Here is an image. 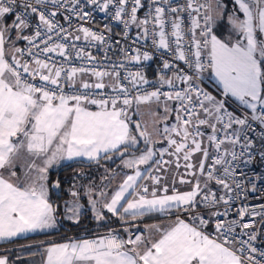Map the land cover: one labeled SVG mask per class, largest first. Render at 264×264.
<instances>
[{
    "label": "snow or ice",
    "instance_id": "snow-or-ice-1",
    "mask_svg": "<svg viewBox=\"0 0 264 264\" xmlns=\"http://www.w3.org/2000/svg\"><path fill=\"white\" fill-rule=\"evenodd\" d=\"M88 6L111 12L125 39L135 26L133 43L150 39L153 49L172 57L162 59L156 83L126 67L152 59L140 47H121L122 58L110 70L100 67L85 48L104 44L107 52L110 25L71 24L73 17L92 18ZM225 22L228 33L220 36ZM81 39L86 46H77ZM19 41L26 46L17 47ZM206 72L215 94L202 86ZM253 122L261 127L259 149L249 135ZM21 152L32 158L23 177L15 170ZM117 156L131 172L111 193L87 186L94 218L105 220L106 210L122 224L153 213L168 222L139 233L126 227L127 238L109 229L94 239L51 243L44 264H264V249L255 244L261 233L254 230L255 217L264 225V204L242 205L236 218H221L230 216L233 200L246 199L258 191L257 180L264 182V174L239 171L264 161V0H233L230 11L226 0H0V240L55 226L48 187L54 164ZM173 166L170 190L163 181ZM177 177L188 190L176 187ZM51 186L59 188L60 180ZM70 195L67 218L78 223L83 205L75 185ZM0 264H9L8 257L0 256Z\"/></svg>",
    "mask_w": 264,
    "mask_h": 264
},
{
    "label": "built area",
    "instance_id": "built-area-1",
    "mask_svg": "<svg viewBox=\"0 0 264 264\" xmlns=\"http://www.w3.org/2000/svg\"><path fill=\"white\" fill-rule=\"evenodd\" d=\"M83 2V0H82ZM180 3H183L184 0H179ZM203 3L204 0H201ZM146 4V0H145ZM86 10L92 12V18L88 20L87 22H82L79 21L76 17L72 18L71 24L72 28L75 29L78 24L84 23V26L90 27L93 30H103L105 24H109L111 27V32H105V36L109 37L107 43L111 44L112 47L107 50L106 52V46L104 44H97L95 47L88 46L85 48L86 51H90L93 56L97 57V60L102 62L100 64V67H104V65H109V70H110V65L112 62L118 61L122 58V54L120 53L119 49L121 47L127 48L131 46L132 48L140 47L141 51H150L152 53V59L149 61H144L140 65H137L135 63L133 64H128L126 65L127 69L130 71H136V70H142L145 74L147 79L152 82L156 83L159 75V69L161 68L162 65V59H172L171 56L165 54H162L161 51H156L153 49L151 45V40H139L136 41V43H133L134 39L136 38V34L138 29L133 26L130 30H128V36L127 39L124 38V32L126 31L123 27L122 24L112 21L110 19L111 12L108 14H105L103 12H100L98 9H93L92 6H88ZM147 10V7L142 9L138 15L141 17L144 15V12ZM57 19L65 24V27H68V24L63 20V16L61 14H58ZM187 23V21H186ZM119 41V44L116 42ZM78 47H84L87 45L86 41H83L82 39L80 41H75ZM26 42L23 41V43L19 47H25ZM105 55L109 57L110 59H105ZM59 59V58H57ZM76 66L80 65V61L77 60ZM180 67H185L184 63L182 61L179 62ZM167 75H171V72H167ZM121 75H124V71L121 70ZM203 87L206 88L208 91L213 92L215 94V89L213 87V83L211 80V74L210 72H206L203 76ZM149 87V86H146ZM149 90H152L151 87H149ZM164 91L169 90L167 86L163 89ZM261 132V127L258 126V122H253L252 123V131L249 132L250 137L254 138L256 141L255 147L259 149L260 147V142H261V136L259 133ZM239 147H237V151H239ZM240 172H243L246 176L248 177H254L256 175H262L264 174V161H260L259 159H256L253 163L247 164V165H241ZM257 187L258 191L257 192H248L247 198H241L237 200L232 201V210L230 213V216L227 218L221 217L222 219H232L236 218V209L239 208L242 205H248L249 207H255L260 204H264V182L257 180ZM215 186V185H214ZM221 211H223V206H221ZM176 213H172L170 218L175 219ZM169 219L163 214H157L155 216H152L151 219ZM182 218H186V216H182ZM250 217L246 216L245 221H247ZM150 220L146 216L143 218H138L136 221H133L129 224H122L121 222L118 223H112L110 225H104L99 228H88V229H83L80 231H75V232H70L67 237H90L92 239L96 238V235L99 233H102V236L107 233L109 229H116L118 230L119 234L125 238H127L128 233L124 232V228H129L130 232L132 233H139V232H144L142 228V224ZM256 221V227L254 230L258 229V225L261 222V217L257 216L255 217ZM207 232L213 233L214 232V225L209 224L206 229ZM259 232L261 235H259L258 240L255 242L256 246L258 248L264 249V225H260L259 227ZM88 234H92L91 236H87ZM245 239L247 237H244Z\"/></svg>",
    "mask_w": 264,
    "mask_h": 264
},
{
    "label": "crops",
    "instance_id": "crops-1",
    "mask_svg": "<svg viewBox=\"0 0 264 264\" xmlns=\"http://www.w3.org/2000/svg\"><path fill=\"white\" fill-rule=\"evenodd\" d=\"M231 10V9H230ZM227 24V23H226ZM228 30H229V27L225 24H221V28H219L217 30V34L220 35V36H223V35H226L228 33ZM15 36V33H13V37ZM23 43V41H19L17 42L16 46L19 47L21 44ZM211 80H212V83L214 84V78L211 77ZM131 114V113H130ZM134 129V127H133ZM199 154H197L193 160L195 161L199 156ZM31 159L27 153L25 152H21L20 154V157L17 161V167H16V171H17V174L18 176H21L23 177V174H24V171L27 169V164L31 162ZM121 159V158H120ZM165 159V158H164ZM101 160V159H100ZM119 160V159H118ZM84 162V163H91V162H94V161H89L87 158H77V159H74V160H62L60 161L59 163L57 164H54L52 167L49 168V171H48V187H49V198L51 196V192H50V186H49V173L50 171L52 170H55L57 168H61L65 165H68V164H73L74 162ZM114 161H117V160H114ZM108 162V161H107ZM36 163L37 164H40L42 166V160L40 159H37L36 160ZM98 165V164H97ZM79 166H82V165H79ZM89 165H85L83 167H88ZM82 167V168H83ZM121 167L119 166V164H115V165H112L111 166V170L113 172L112 176H113V179L115 180V183L114 185L112 186V189L114 190L115 187L119 184V182L123 179V174L124 173H129L131 172V170H128V169H123L122 170V173L119 172V169ZM80 169V168H78ZM174 167L171 168L169 172L165 173L164 175L166 176V179L163 181L165 183H167L169 185V188L171 190L172 188V178H173V175L176 173H173L172 170L174 171ZM74 171V170H73ZM181 173H183V171L180 169L179 170ZM80 175V171L78 172H70L66 175V178L63 180V184L64 185V188L66 187L67 188V192H65V196L64 197H67V200L69 199L70 197V193L68 191V189H70L71 185H72V182L73 180L78 176ZM55 179V178H54ZM178 177H177V184H176V187L180 190V191H186L189 189V186L188 185H182V184H179L178 182ZM54 181V180H53ZM53 183V182H52ZM63 187V186H62ZM213 187H215L213 185ZM61 188V187H60ZM149 188L151 190V185H149ZM111 189V188H110ZM64 190V189H63ZM58 198L60 197L57 196ZM51 201V200H50ZM62 209V207H61ZM105 214H110L108 213L106 210H105ZM155 214H159V213H153L151 215H147L146 217L149 218L150 220H148L147 222H145L144 224H142V228L143 230L145 231V225H149V224H163V223H167L168 222V219H160V218H157V219H151L152 216H154ZM62 215V214H61ZM111 215V214H110ZM91 216V215H90ZM92 217V216H91ZM63 218V217H62ZM93 218V217H92ZM96 223H101L102 224H105L106 223V217H105V220L103 221H97L95 218H93ZM64 220V219H63ZM174 220V219H173ZM67 222H70V223H74L75 221H72V220H65ZM59 225L60 228H62L61 224L58 222L57 218H56V224L54 227L52 228H49V229H45L43 231H38V232H34V233H24V234H21L17 237H13L11 239H8V240H0V256H7V251L13 249V248H16V247H24V245H28V243H25V244H19V245H15V244H7V245H2V244H5L6 242H11L12 240H15V239H18V238H22L24 236H28V235H33V234H36V233H54V232H60L61 229H55L56 226ZM61 233V236H62V231L60 232ZM70 232H67V235L69 234ZM98 236H102V233H99L98 235H96V237ZM51 240L49 241V243L43 245L41 248H40V251L35 254V255H31V256H28L27 258L29 259V263L30 264H44V259H45V253H44V249L51 243H64V242H68V241H71V240H80V239H92L90 237H67L64 235L63 238L61 239H55V240H52L53 238H50ZM9 260V259H8ZM10 264V262H9Z\"/></svg>",
    "mask_w": 264,
    "mask_h": 264
},
{
    "label": "trees",
    "instance_id": "trees-1",
    "mask_svg": "<svg viewBox=\"0 0 264 264\" xmlns=\"http://www.w3.org/2000/svg\"><path fill=\"white\" fill-rule=\"evenodd\" d=\"M227 5H228V9L230 11L231 7L228 3H227ZM221 24L227 25L226 22L221 23ZM221 24H220L219 28H221ZM140 148L143 149L142 147H140ZM83 166H85V165L79 166V165H75L73 163L69 168L60 172V174L58 176V179L60 180V187H61L59 198L57 197L58 193H56L51 186L54 178L56 177V174H57L59 168L52 170L49 173V186H50V192H51L50 200L54 204V206H57L56 218H57L58 222L62 226H64V228H66L68 232H75V231H80V230L88 229V228H99V227H102L104 225H110L112 223L121 222L118 218H116L110 214H105L106 223L101 225V223H96V221L90 216V214H88L86 212L82 213L80 215L78 223L77 222L70 223V222L63 220L62 215H61L62 209H61V205H60V199L66 195L64 190H63L64 187H62L63 186L62 185L63 180L66 178V175L68 173H70L74 169H77V168L83 167ZM89 166H91V164ZM155 215H157V214H155ZM60 232L36 233L33 235H28V236H24L22 238L12 240L11 242H6L5 244H2V245H7V244L19 245V244L28 243L27 248H25L26 245H24V247H16V248H13V249L7 251V253H8L7 257L9 259L10 264H30L28 262L29 259L27 257L37 254L43 245L49 243V241L51 240L50 238H53L52 240L63 238L64 236H61ZM91 235L92 234H88L87 236H91ZM65 236H67V235H65ZM84 237H86V236H84Z\"/></svg>",
    "mask_w": 264,
    "mask_h": 264
},
{
    "label": "rangeland",
    "instance_id": "rangeland-1",
    "mask_svg": "<svg viewBox=\"0 0 264 264\" xmlns=\"http://www.w3.org/2000/svg\"><path fill=\"white\" fill-rule=\"evenodd\" d=\"M226 2L230 5L231 8L233 7V0H226ZM151 110L152 111H159L162 114V108L157 109V108H155V106H153V108ZM142 112L145 113L144 119H146V120L150 119L149 116L147 115V113L149 112V109L147 107L142 108ZM131 115H132L133 120L141 119V117L139 115L132 114V113H131ZM133 131L135 132V128ZM139 147L143 148L144 146L141 143ZM159 147H161V145L157 144V148H159ZM136 154L139 155V152ZM164 158H165V160L169 159L168 156H165ZM199 158H200V156L195 161H197ZM114 160L115 159L113 158V160H110L108 162L102 161L98 165H91V166L83 167V168L79 167L80 169L77 168V169H74V171H72V172H75V171L79 172L80 171V175H78L73 180L72 185H71L70 189H68V191L70 193V190L73 189V185H75V190H78L80 192V194H81L80 195V203L83 205V208L81 210V214L86 212L94 218V215L91 211V206L89 205V202H88L87 195L85 194V190H86L87 186L95 185L97 191L103 189L105 191H108L109 193H111V191L113 190L112 186L114 185L115 180L113 179V176H112L113 172L110 171L111 166L115 165V164H119V166L121 167L119 169V172H121V173H122V170L125 169L122 162H121V159H119L117 161H114ZM181 165H183V161H181ZM142 167H144V166H142ZM180 169L184 172L183 167H181ZM169 171H171V170H169ZM176 171H177L176 169H174V171L172 170L173 173H175ZM104 177H108V179H102ZM63 187H64V185H63ZM64 191L67 192L66 187L64 188ZM71 200H72L71 195H70L68 200H67V197H62L60 199V205L62 207V217L64 220L68 219L66 208H65V203L68 201H71ZM58 228L61 229L62 236L67 235L68 231L66 228H64V226H62V228H60V226L57 225L55 229H58ZM25 248H27V246H25Z\"/></svg>",
    "mask_w": 264,
    "mask_h": 264
},
{
    "label": "water",
    "instance_id": "water-1",
    "mask_svg": "<svg viewBox=\"0 0 264 264\" xmlns=\"http://www.w3.org/2000/svg\"><path fill=\"white\" fill-rule=\"evenodd\" d=\"M114 159L115 160H118V159H120L118 156L117 157H114ZM110 160H113V159H110ZM110 160H105V159H101V160H99V162H96V161H94V162H91V163H84V162H74V164L75 165H97V164H99L100 162H107V161H110ZM72 164H68V165H65V166H63V167H61V168H59V170H58V172H57V174H56V177H55V179H54V181H56L57 179H58V176H59V174H60V172L61 171H63V170H65V169H67V168H69L70 166H71ZM53 181V182H54ZM53 188V187H52ZM54 189V191L56 192V193H58V196L60 195V187L59 188H53ZM260 225H261V222L259 223V225H258V230H259V227H260Z\"/></svg>",
    "mask_w": 264,
    "mask_h": 264
}]
</instances>
